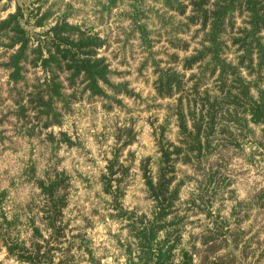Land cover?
I'll return each instance as SVG.
<instances>
[{
    "label": "trees",
    "instance_id": "trees-1",
    "mask_svg": "<svg viewBox=\"0 0 264 264\" xmlns=\"http://www.w3.org/2000/svg\"><path fill=\"white\" fill-rule=\"evenodd\" d=\"M121 1L97 0V4L104 16ZM155 1L161 2L162 12L143 5V0H133L126 15L133 23L132 33H138L149 52L147 58L151 59L156 75L154 87L158 95L178 94L171 110L179 130L177 139H171L166 135L168 121L159 124V131L155 129L157 156L147 155L139 161L144 190L150 200L148 210L139 212L123 204L132 161L126 164L121 154L134 139L131 126L120 127L117 139L121 143L116 141L106 170L100 175L102 190L109 196L112 209L109 215L128 229L126 240L119 238L127 253L126 264H264V222L255 228L256 223L243 226L242 218L233 223L227 218L214 220L201 231L190 232L184 241L188 214L181 213V203L203 205L210 217L212 213L202 192L187 200L181 198L182 187L192 176L179 166L183 164L198 172L201 187L207 181L213 185L221 183L223 164L209 169L208 156L219 145L238 146L236 141L244 136L243 130L250 131V122L264 125V84L261 85L259 76L247 78L242 73L244 68L264 69V0ZM36 8L31 15L35 28L41 30L26 27L30 18L19 2L14 11L0 19V45L10 51L0 64L7 69L8 83L13 85L10 89L15 91L14 112L26 121L22 126L26 127L30 120L44 127L60 124L63 109H72L73 102L86 94L122 102L117 95L130 90L126 82L112 80V60L103 53L110 43L108 37L85 27V23L71 22L68 10L47 24L53 10H43L41 4ZM148 9L155 12L163 27L172 28L168 30V40L175 50L167 52V65H162V60L154 55L152 30L145 20L150 17ZM179 34H189L196 42L192 52L187 51L191 46L189 39ZM230 50L236 54L233 60L228 58ZM38 67L43 75L35 71L30 81L27 71ZM2 122L0 117V125ZM28 131L35 133V128ZM3 134L0 129V139ZM60 135L61 141L75 143L66 131ZM49 136L52 140L57 137L53 131ZM34 181L42 203L36 207L37 212L31 204L28 211L20 208L12 216L3 212L1 244L19 261L69 264L74 257L73 246L63 242L67 236L65 209L69 204L70 177L61 170L35 176ZM6 192L0 194V203ZM250 205L264 212V185L246 203L239 202L238 209L247 211ZM29 230L28 236H24L23 231ZM78 235L79 247H86L88 259L101 264L89 246L91 240L83 232Z\"/></svg>",
    "mask_w": 264,
    "mask_h": 264
},
{
    "label": "rangeland",
    "instance_id": "rangeland-1",
    "mask_svg": "<svg viewBox=\"0 0 264 264\" xmlns=\"http://www.w3.org/2000/svg\"><path fill=\"white\" fill-rule=\"evenodd\" d=\"M132 1L122 0L112 8L110 14L106 12L103 16L97 0H0V19L8 12L14 11L19 2L30 18L25 24L26 27L34 31L41 28H35V19L31 12L41 4L43 10H53L47 24L54 22L56 15L68 10L67 18L71 22L85 23V27H91L103 36L106 35L110 43L103 48V53L112 60L115 70L112 80L126 82L130 90L117 95L122 99L120 103L112 100L113 98L86 94L78 102H73L72 109H63L60 124L44 127L42 123L30 120L26 123L27 126L23 127L26 121L14 112L15 91L10 89L13 85L8 83V71L0 64V117L3 118L0 129H3L4 133L0 139V194L4 190L7 191L0 203V218L3 212L12 216L20 208L28 211V204L37 212L36 207L42 203V198L38 195L40 190L34 177H44L48 173L64 170L71 181L69 204L65 209L67 236L63 242V245L73 246L71 252L74 257L69 264H93L88 259L86 247H79V232L85 233L91 240L89 246L95 256L100 258L101 264H126L127 253L119 238L125 241L128 229L122 227L123 222L109 215L112 211L109 196L102 190L100 180L101 173L106 170L107 158L112 155L113 148L118 144L116 141L117 134L122 129L120 127L131 126L134 133L133 141L122 149L121 154V160L126 164L132 161L130 174L126 178L123 204L129 209L135 207L139 212L148 210L150 204L144 190L139 161L147 155L157 156L155 129L159 131L157 126L168 121L166 135L171 139L178 137L179 127L171 110L172 104L175 103L174 97L178 94L161 97L154 87L156 75L151 59L147 58L149 52L138 33H132L133 23L126 15ZM144 4L162 12L159 1L143 0ZM148 14L150 17L145 20L150 23L149 28L152 30L150 36L153 39L154 55L162 60V65H167L164 61L168 58L167 52L175 50L168 40L171 36L168 30L171 31L172 28L169 25L167 28L163 27L154 11L149 10ZM238 22H241V17ZM180 36L189 39L191 46L187 51L192 52L196 42L190 39L189 34ZM9 52L0 45V62L6 60ZM178 52L181 55L186 54V51ZM235 55L233 50L228 51L229 59L233 60ZM176 67L180 68V65L177 64ZM35 71L38 75H43L41 67L31 68L27 71L30 81L34 78ZM242 73L247 78L259 76L261 85L264 84V69L244 68ZM109 92L113 93L112 90ZM29 115L32 116V113ZM32 127L35 128V133H29L28 129ZM263 127L264 125L250 122V131L243 130L244 136H240L239 141H236L238 146L219 145L215 153L208 156L209 169L213 170L217 164H223V171L219 176L221 183L213 185L207 181L205 186L201 187L197 181L200 178L199 173L189 166L179 165L192 176L183 185L181 198L187 200L192 194L202 192L205 197L203 201L208 203L212 213L210 217L203 205L183 201L181 213L188 214L184 241L188 240L190 232H199L214 220L216 222L227 218L233 223L242 218L243 226L249 227L256 223L255 228L264 222V212L258 210L257 206L250 205L247 211L238 209L239 202L246 203L250 195L264 185ZM51 131L57 135L55 140L49 136ZM61 131H66L75 143L69 145L61 141ZM223 140L224 138L220 139V143ZM188 207L192 209H187ZM29 232L30 230L23 231L24 236H28ZM251 233L253 231L248 233L247 237ZM0 250V264H30L9 255L1 241ZM58 256L60 253L57 252V258Z\"/></svg>",
    "mask_w": 264,
    "mask_h": 264
},
{
    "label": "crops",
    "instance_id": "crops-1",
    "mask_svg": "<svg viewBox=\"0 0 264 264\" xmlns=\"http://www.w3.org/2000/svg\"><path fill=\"white\" fill-rule=\"evenodd\" d=\"M2 250H0V252H1Z\"/></svg>",
    "mask_w": 264,
    "mask_h": 264
}]
</instances>
